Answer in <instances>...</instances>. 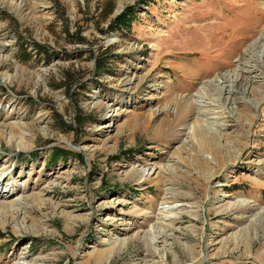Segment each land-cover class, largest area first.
<instances>
[{
  "label": "rangeland",
  "instance_id": "374dc122",
  "mask_svg": "<svg viewBox=\"0 0 264 264\" xmlns=\"http://www.w3.org/2000/svg\"><path fill=\"white\" fill-rule=\"evenodd\" d=\"M263 37L264 0H0V264H264Z\"/></svg>",
  "mask_w": 264,
  "mask_h": 264
},
{
  "label": "trees",
  "instance_id": "16d2710c",
  "mask_svg": "<svg viewBox=\"0 0 264 264\" xmlns=\"http://www.w3.org/2000/svg\"><path fill=\"white\" fill-rule=\"evenodd\" d=\"M134 9L133 6H126L120 13H118L111 21L112 25H116V26H120L122 27L124 30H127L130 26H131V22L134 18ZM34 48L36 49V51H40L43 46L40 45L39 43H34L33 44ZM27 56H29V53H26ZM95 58V64L98 67V69H102L104 68L103 66L105 65V59L106 57L103 55H99V56H94ZM73 82V75H71V73L65 72L64 76H63V80H61L59 82V86L64 87L66 90H71L72 87L74 86ZM58 118L60 120V127L64 128L67 127L68 125L66 124L65 120L62 119V117L60 115H58ZM87 119V117L84 115H82L81 111L78 110L77 113L75 114L74 117V124H75V128L76 127H81L84 123V121ZM133 150L127 149V150H123L122 152H120V154H125V153H130ZM75 156L77 157L79 160L83 159L82 154H74L71 151H68L67 149H62V148H58L55 147L53 148L52 152H51V156H50V160L52 159L53 163H55L57 160L59 159H66L70 156ZM113 157H117V156H113Z\"/></svg>",
  "mask_w": 264,
  "mask_h": 264
},
{
  "label": "bare ground",
  "instance_id": "6f19581e",
  "mask_svg": "<svg viewBox=\"0 0 264 264\" xmlns=\"http://www.w3.org/2000/svg\"><path fill=\"white\" fill-rule=\"evenodd\" d=\"M27 7V6H26ZM233 13V12H232ZM221 20V19H220ZM221 24H223V23H221ZM189 25V24H188ZM190 26H194V24H191ZM204 26V25H203ZM237 29V28H236ZM233 30V29H232ZM238 35V34H237ZM263 36V35H262ZM208 37V36H207ZM241 37H243V35L241 36ZM237 38V37H236ZM235 38V39H236ZM264 38V37H263ZM234 39V40H235ZM242 40V39H241ZM231 41H233V40H231ZM243 41V40H242ZM239 42V41H238ZM199 44H202V46L204 47V46H206L205 45V43L204 42H198ZM208 43H210V42H208ZM237 43V42H236ZM251 46V45H250ZM250 50V49H249ZM201 51V50H200ZM241 56V55H240ZM231 57V56H230ZM241 59H243L242 58V56L240 57ZM232 59V58H231ZM181 66V68L183 69V72H184V75H186V76H191V74H193V72L191 71V68L192 67H190V66H192V65H190V64H180ZM181 70V69H180ZM244 71V70H243ZM246 71V70H245ZM245 74L246 73H242L241 75H240V78L238 79V80H236V83H235V88H239V86H241L242 84H243V81H244V79H246V76H245ZM127 75V74H126ZM125 75V76H126ZM220 75V74H219ZM234 78V77H233ZM134 81L135 80H133L129 75H127L123 80H122V84L124 85V86H126V87H130V88H136L138 85H139V83H140V81H137V82H135V84H134ZM228 78H227V76H225V75H223L222 77H221V84H222V87H224L225 89H226V94H225V96H224V101L226 102V101H232V100H235L236 98L238 99V98H240V97H238V96H236V94L235 95H231V94H234V93H227V90L229 91V86H228ZM128 87V88H129ZM228 88V89H227ZM135 90V89H134ZM243 90V89H242ZM201 91H199L198 93H196V94H194V95H191V102L194 104V105H198V106H196V109H198V114H199V109H200V104L198 103L199 101H203V100H200V98H202L201 97V93H200ZM239 95V94H238ZM244 99V98H243ZM242 99V100H243ZM239 100V99H238ZM186 101V100H185ZM188 101V100H187ZM240 102V104L242 103V101L240 100L239 101ZM231 103V102H230ZM200 106V107H199ZM25 125V127L27 128V126L29 125H27V123H25L24 124ZM4 169H1V171H0V184H4L3 185V188L5 189L6 188V185H7V181H9L10 179H11V173L9 172V173H7V174H5V176H3L4 175V171H3ZM148 175V174H147ZM153 175V177H151ZM144 180H156V181H162V174H161V171L160 170H157V169H154V171L148 176V177H146ZM144 180H142V181H144ZM15 192V191H14ZM3 192H0V197H3V196H7L8 195V197H10V196H13L15 193H13V189H8V191H7V194L6 195H3L2 194ZM167 198V197H166ZM168 198H169V196H168ZM18 199V198H17ZM17 199H15L14 201H13V204H21V202H20V199L19 200H17ZM0 204H2L1 202H0ZM3 204H5V203H3ZM11 206L12 205H10V207H7L6 205H4L3 206V208H11ZM21 206H22V204H21ZM17 208H21V207H14L13 209H17ZM13 209H11V210H13ZM15 264H24V261H22V262H20V261H18V262H16Z\"/></svg>",
  "mask_w": 264,
  "mask_h": 264
}]
</instances>
